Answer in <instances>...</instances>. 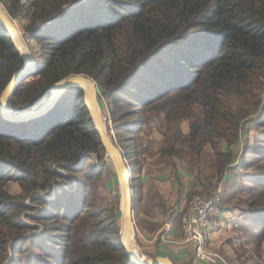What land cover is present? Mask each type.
I'll return each instance as SVG.
<instances>
[{"label":"trees","instance_id":"1","mask_svg":"<svg viewBox=\"0 0 264 264\" xmlns=\"http://www.w3.org/2000/svg\"><path fill=\"white\" fill-rule=\"evenodd\" d=\"M0 3L39 46L35 72L18 83L12 106L31 107L73 75L93 79L132 171L134 210L143 185L137 140L153 112L159 123L174 121L159 126L162 152L193 160L206 192L237 166L236 148L248 140L235 168L244 170L223 195L230 210L218 212L264 223V136L252 144L245 135L254 125L264 132V0ZM24 66L0 23V264H136L116 232L118 213L98 193L105 166L92 162L105 165L106 152L83 90L70 88L40 117H4L2 93ZM10 182L20 194L10 193Z\"/></svg>","mask_w":264,"mask_h":264},{"label":"rangeland","instance_id":"2","mask_svg":"<svg viewBox=\"0 0 264 264\" xmlns=\"http://www.w3.org/2000/svg\"><path fill=\"white\" fill-rule=\"evenodd\" d=\"M14 21L19 27L21 35L23 37L24 49L26 50V53L28 54V56H30V58H32V60L34 61V56L39 52V46L36 44L35 41H33L29 37V33L25 31V27H24L25 22L19 19H14ZM34 72H35V68L33 71L28 72L25 75H23L21 79L22 80L26 79ZM50 97L51 95L49 96L46 95L40 101L36 102L33 106L26 108V109L14 108L10 102L8 105V108H6L7 118L6 117L5 118L10 121H19V118L22 117L24 114L36 111L39 108H42L44 105H46ZM260 97L264 104V91L262 94H260ZM99 107L101 111L103 112V114L105 115L103 104L100 101H99ZM259 113H260V109L257 114ZM147 118H150L152 121L150 120L149 124L143 127L141 137L137 140V150L139 154L138 161L140 162V166L142 167L141 170H144L143 174H146V172L147 173L150 172L156 175L157 177L163 178L167 182H169V178L171 180L174 177L172 175L173 172H177L175 173L176 175L185 174L189 177L191 176L196 179L195 177L196 173L194 169L195 163L193 160L181 159L177 156L165 155L162 152V150L167 145L165 142V136L162 133L159 126L161 124H164L166 126L173 125L174 121L171 120L169 122H166L162 120L161 123H159L157 119H155V114H153V112H149ZM104 125L109 135L114 134L111 132L112 130L109 129V126L111 127V125L109 124L107 120H105ZM249 126L250 125H248V127ZM181 128H182L183 134H188L189 133V122L184 121L181 124ZM245 135L251 140L252 144H254L257 137L261 136V138H263L264 132H263V129H260L254 125V127L252 128L249 127ZM247 142L248 140L244 139V141H242L241 148L239 150H238L239 146H237L236 148V152H235L236 161H238V163H237V166L233 165L235 166V168L238 167V164L241 162L242 154H243V147L246 145ZM188 158H191V157L188 155ZM105 163L103 161V164ZM92 164H94L97 168L105 166V169H103L102 171V176L100 177L99 182H98V185L100 187L98 193L101 196V198L105 199L103 203L104 207L108 208L110 213H115V212L118 213L119 221L117 222L116 232H118V235L120 236L121 240L124 241L123 217H122L123 216V213H122L123 193H122V188H121L118 176L116 174L114 165L113 163L109 165L106 163L105 165L99 166L96 163V161L92 162ZM234 169L231 172H229L231 174L230 181L228 177L230 176V174H227V176L225 177V184H226L225 195L230 190L228 189V185L234 181L235 172H238V171L241 172L242 170H244V169H235V170ZM128 170L132 174V171L129 168ZM207 172H209V169L207 170ZM245 183L250 184L251 179L247 177L245 180ZM198 189L192 190L191 193L187 194V197H186L187 202L191 199V197L194 196V193L197 194V193H202V192L207 191V190H203L199 186H198ZM8 190L10 191L11 194L21 193V188L19 184L16 182H10L8 184ZM27 203L29 204L30 202L27 201ZM221 206L223 210H230L228 208L229 205L225 204L224 201L222 202ZM184 209L185 207L183 208V210ZM219 213L223 214L222 222L224 221L227 226L226 229H223V231H225V235L228 236V238H230V241H232L233 245H236L235 247H233L234 248V259L237 256L242 257L240 260L236 259V262L234 261L233 264H250L252 262L264 264V223L260 224L257 222L256 217H251L249 215H247L246 217L245 214H242L239 211L234 213L232 211H221L220 210L218 214ZM221 228H224V227H221ZM131 240H132L131 245L133 247L134 252L140 255L138 247L136 246L135 236H133ZM245 260L247 261L246 263H244Z\"/></svg>","mask_w":264,"mask_h":264},{"label":"crops","instance_id":"3","mask_svg":"<svg viewBox=\"0 0 264 264\" xmlns=\"http://www.w3.org/2000/svg\"><path fill=\"white\" fill-rule=\"evenodd\" d=\"M143 171V185L134 210V236L140 256L145 259L167 257L174 264H210L197 259L194 246L185 243L179 224L187 194L198 189L196 179L173 172L174 177L167 182L150 172L143 174ZM228 177L230 181L231 174ZM181 189L184 193L182 198ZM222 215L217 213L213 218L207 234L208 246L224 256L228 264H233L234 248L223 231L227 226L222 222Z\"/></svg>","mask_w":264,"mask_h":264},{"label":"water","instance_id":"4","mask_svg":"<svg viewBox=\"0 0 264 264\" xmlns=\"http://www.w3.org/2000/svg\"><path fill=\"white\" fill-rule=\"evenodd\" d=\"M0 23L3 25L5 30L10 34V37L15 47L19 50L20 54L22 55L25 61L24 68H22L15 74V76L13 77L7 88L2 93L1 105L3 110V115L4 117L7 118L6 108H8L11 96L14 91V90L10 91L11 86L14 85L16 88L22 76L34 70L35 62L32 60V58H30V56H28L21 49L24 46V41L20 29L15 23L14 19H12L11 16L4 9L1 3H0ZM72 87H78L83 90L85 104L91 114V117L93 118L96 124V129L100 134L101 142L106 152V156L112 160L116 174L118 176L123 193L122 217H123L124 245L127 252L129 253L130 258L136 264H174L172 260L167 257L145 259L141 257L139 254L135 253L133 250V247L129 240V237L131 235L134 236L135 234L133 188L131 185V180L129 183L124 182V176L128 170V162L125 159V155L122 149L117 145L114 139L108 134V131L104 125L105 118L103 112L99 107V100H98L99 87L93 79L87 77L84 74H81V75H73L62 80L61 82L57 83L55 86L52 87L51 89L52 94L51 97L48 99L46 105H44L42 108H39L36 111L24 114L22 117L19 118V120H29L46 114L49 110H51L55 106V104L58 102L60 97H62ZM41 99H39L38 101H40ZM129 192L132 193L131 196L127 195V193Z\"/></svg>","mask_w":264,"mask_h":264},{"label":"built area","instance_id":"5","mask_svg":"<svg viewBox=\"0 0 264 264\" xmlns=\"http://www.w3.org/2000/svg\"><path fill=\"white\" fill-rule=\"evenodd\" d=\"M108 122L111 125L110 119ZM104 162L109 165L112 160L106 156ZM225 191L224 179L214 191L202 192L191 197L181 212V232L185 243L194 246L197 259L210 264H228L224 256L209 248L207 240L208 231L222 204Z\"/></svg>","mask_w":264,"mask_h":264},{"label":"bare ground","instance_id":"6","mask_svg":"<svg viewBox=\"0 0 264 264\" xmlns=\"http://www.w3.org/2000/svg\"><path fill=\"white\" fill-rule=\"evenodd\" d=\"M25 53H26V50L24 49V46H23V48H21ZM27 54V53H26ZM28 55V54H27ZM15 89V86L14 85H12L11 86V89H10V91H12V90H14ZM130 180H131V172L129 171V170H127V173L125 174V176H124V182L125 183H127V182H130ZM125 194V193H124ZM131 194L132 193H127V195H129V196H131ZM131 238H132V235L129 237V240H130V243H131Z\"/></svg>","mask_w":264,"mask_h":264}]
</instances>
